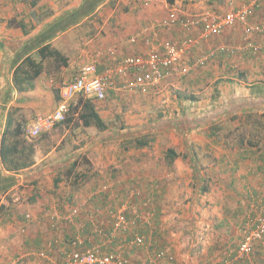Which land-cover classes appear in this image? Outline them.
I'll list each match as a JSON object with an SVG mask.
<instances>
[{"label": "crops", "instance_id": "obj_1", "mask_svg": "<svg viewBox=\"0 0 264 264\" xmlns=\"http://www.w3.org/2000/svg\"><path fill=\"white\" fill-rule=\"evenodd\" d=\"M239 2L0 0V148L9 110L26 123L51 113L59 88L82 65L96 62L97 73H102L110 57L135 56L144 63L151 50L160 52V41L185 37L193 43L182 64L210 48L235 49L217 52L184 75L176 64L146 93L108 90L103 100H92L105 130L84 127L75 116L68 125L60 122L42 133L39 142L49 140L43 145L29 139L34 144L30 166L13 173L0 162V264H11L17 254L23 264H45L47 258L35 251L39 246L60 261L70 246L52 248V242L66 235H80L88 246L105 243L119 210L135 220L159 213L160 218L166 213L179 217V252L176 220L158 223L155 230L157 237L165 235L162 242L174 259L179 256L176 264H221L226 254L232 258L252 199L264 197V47L255 53L241 51L244 38L238 25L203 39L199 24L186 30L180 20L200 12L223 13ZM169 12L176 21L168 19ZM262 15L258 10L255 19ZM253 38L264 43L259 35ZM45 44L67 56V65L44 60L33 85L18 90L13 75H28L24 59ZM179 117H185L182 125ZM240 126L248 129L241 131ZM253 134L255 144H238L240 137ZM142 135L153 140L143 147L122 144ZM50 138L58 140L54 144ZM78 138L82 145H74ZM160 143L165 147L158 149ZM168 147L179 153L171 163L165 159ZM71 207L77 209L72 221L60 219L50 226V212L64 214ZM92 223L99 231L93 232ZM124 231L114 232L104 250L123 246L134 264L146 261L151 251L137 247ZM255 257L261 261L260 253ZM244 263L248 260H230Z\"/></svg>", "mask_w": 264, "mask_h": 264}, {"label": "built area", "instance_id": "obj_2", "mask_svg": "<svg viewBox=\"0 0 264 264\" xmlns=\"http://www.w3.org/2000/svg\"><path fill=\"white\" fill-rule=\"evenodd\" d=\"M145 4H155L168 0H141ZM231 3L233 0H226ZM239 4L223 13L200 12L195 15L184 17L180 20L181 25L186 30H190L194 25H200V36L208 39L213 35L220 34L225 28L234 25L240 26L243 33L244 43L239 47L241 51L255 53L264 47V43H255L254 35L264 38V0H239ZM258 10H263V15L255 19ZM171 21H176L174 13L169 12ZM131 37L130 41H135ZM193 43V39L185 37L180 42L162 40L158 44L160 52L151 50L144 63L135 56H124L120 59L110 57L108 66L102 73H97L96 62H91L79 67L77 73L59 88V99L56 108L49 114L37 116L24 127V133L28 138L37 137L50 130L57 123L65 120L72 100L78 95L90 97L93 100H103L108 90H121L126 92L146 93L156 86L163 78L170 74L171 68L179 64L180 73L186 74L192 67L203 66L217 52H234V48L219 47L210 48L204 54L192 62L180 63L186 49ZM134 191L132 194H137ZM77 213L75 207H71L66 213L52 211L49 213L51 227H55L60 219L72 221ZM30 218V214H26ZM133 224L123 210L113 214L111 233L105 243L86 245L84 238L75 235L70 239V246L60 259L53 261L46 253H39V256L47 258L46 264H133L124 250L118 247L111 251H105L103 246L110 242L114 232L127 230ZM92 230L99 231L98 226L92 223ZM240 238L237 249L232 258H226L221 264H230V260L247 259V264H264V197L252 199L248 207L245 222L240 225ZM145 236L135 234L132 242L136 246H145L151 251L150 257L140 264H161L163 261L172 263L174 256L167 249H152L151 243L145 242ZM147 243V244H146ZM260 246L261 261L255 262L251 255L254 245ZM11 264H23L22 255H17L11 260Z\"/></svg>", "mask_w": 264, "mask_h": 264}, {"label": "trees", "instance_id": "obj_3", "mask_svg": "<svg viewBox=\"0 0 264 264\" xmlns=\"http://www.w3.org/2000/svg\"><path fill=\"white\" fill-rule=\"evenodd\" d=\"M23 30H25V32L27 31L26 29H23ZM48 58H51L52 60L57 62V66H59V64H61L62 66L67 65V60H68L67 56L61 53L58 49L51 47V45L45 44L39 47L34 53L28 55L24 59L23 64L29 68L30 72L28 75H24L23 73L21 74V73L16 72L12 77L13 84L15 85V87L20 91L26 90L28 86L31 87L33 85L34 78H36L42 71L41 63ZM24 86L26 88H24ZM92 100H93L92 98L85 97L83 95H78L77 97H75V100H73V102H71L70 104L69 111H68V114L65 120L62 122L68 125L72 121L73 117L76 116L79 118L81 125L84 127L94 126L98 131L105 130L107 128V124L100 117L96 109V106ZM13 112L14 111L12 109L9 110L8 112V117H7L6 125L4 128V131H5L4 138L2 140V145L0 148V162L2 164V167L5 170L15 173V172H18L30 166L33 163V145L34 144L31 143V141H29V138L24 133V127L26 125V122L17 120L13 116ZM151 139L152 138H148L142 135L134 139L133 143L136 147H143V146H147L149 142L151 141ZM254 142L255 141H252L250 138L245 139L244 137H240L238 139V144L247 143L249 145H252V144H255ZM177 156H179V153L176 152L173 148L168 147L166 149L165 159L167 163H171ZM73 165L74 163L70 166L69 170L67 171V174H69L71 170L74 168ZM137 195L138 193L133 195L136 198V200L138 198L136 197ZM3 207H5L4 204L1 205V209ZM125 215L128 218V214L125 213ZM160 215L161 213L154 214L148 220L145 221V222L151 221L152 225L149 228L150 226L149 223H143L142 225L140 223L142 222V220H135L133 214H131L129 219H132L134 221H133L132 226L129 229L124 231L123 233L124 236H126V238L129 239V241L133 240L135 234L144 235L145 238L149 234L150 238H155L156 234L154 232L158 224V219H160L159 217ZM67 236L69 235H66V238H64L63 240H58L54 238L52 242L53 243L52 245L54 246L52 248H57L59 246L68 247V243L70 242V239L73 236L72 237H67ZM145 242H147L146 239H145ZM153 244L155 248L151 246L152 249L164 248L162 247V245H160L159 242L154 241ZM35 251L38 254L40 252L46 253L43 251L41 246L37 247ZM168 252L170 251L168 250ZM260 252H261L260 246L258 243H256L254 245V251L252 253L253 259L255 262L258 261L255 255H257ZM49 254L52 256L51 253ZM137 264H140V263H137Z\"/></svg>", "mask_w": 264, "mask_h": 264}, {"label": "rangeland", "instance_id": "obj_4", "mask_svg": "<svg viewBox=\"0 0 264 264\" xmlns=\"http://www.w3.org/2000/svg\"><path fill=\"white\" fill-rule=\"evenodd\" d=\"M185 117H179V125H182V120L184 119ZM239 130H241V131H243V130H246V129H248V126H240V127H237ZM249 132L248 131H246L245 132V134H248ZM244 137H245V135H243ZM251 136V137H250ZM249 136V138L252 140V141H256V140H258V138L256 137V135H250ZM39 137H41V134L39 135V136H37V137H33V138H29V139H31V140H33L34 142H35V144H38V143H41L42 145H43V143H45V142H47V141H49V140H43L42 142L40 141L39 142ZM149 138V137H148ZM246 138V137H245ZM235 139V137H233V138H231V141H233ZM37 140V141H36ZM57 140H58V138L56 139V140H53V139H51L50 138V141H55L54 142V144L57 142ZM124 140V139H123ZM153 139H151V141H152ZM75 144L74 145H82V143L84 142V140L83 139H81V138H78V139H75ZM122 144H125V145H134V143H133V139H130V140H127L126 142L125 141H122ZM159 146H158V149H162L163 147H165V144L164 143H160V144H158ZM179 145H185V142L184 141H181V140H179ZM156 149V150H155ZM155 149H152V154L150 155V156H152V158H155L156 157V155H155V153H157L158 152V150H157V148H155ZM159 157H161L160 155H159ZM163 216V215H162ZM169 216V214L168 213H166V214H164V216L162 217V218H160V219H158V223H160V224H163V223H169L170 225H172V220H176V222H175V225L173 226V232H176V233H178V236H176V241H175V246L176 247H178V249H177V251L179 252V217L178 218H174V219H172L171 217H168ZM143 222H140L142 225H143V223H148V222H145V220L144 219H141ZM140 224V225H141ZM149 228L151 227V221H149ZM142 227V226H141ZM153 228V227H152ZM155 233V232H154ZM158 234V233H157ZM165 235L163 234V236H160V237H155V238H150V235L148 234L147 236H146V240H147V243H151V246L153 247V248H155V246H154V241H156V242H159L160 243V245H162V247H164V245L166 244L165 242H162L163 240H165V237H164ZM169 236L170 237H173L171 234H169ZM188 236V235H187ZM167 237H168V234H167ZM146 243V244H147ZM167 245V244H166ZM123 247V246H122ZM122 247L119 249V250H121L122 249ZM167 247H164V249H166ZM169 249V248H168ZM167 249V250H168ZM122 250H124V249H122ZM170 251V250H169ZM172 254H173V252H171ZM173 256H175L174 254H173ZM14 257H16V256H14ZM13 257V258H14ZM12 258V259H13ZM177 259H179V256H177L176 257V260ZM176 260L174 259V261H172V263H170V264H176L177 262H176ZM46 264V263H45ZM162 264V263H161Z\"/></svg>", "mask_w": 264, "mask_h": 264}]
</instances>
